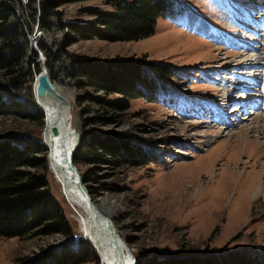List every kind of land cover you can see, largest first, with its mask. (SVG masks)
Wrapping results in <instances>:
<instances>
[{"label":"rangeland","instance_id":"obj_1","mask_svg":"<svg viewBox=\"0 0 264 264\" xmlns=\"http://www.w3.org/2000/svg\"><path fill=\"white\" fill-rule=\"evenodd\" d=\"M43 1L65 2L58 11L67 21L92 22L85 9L114 12L117 0H18L13 6L19 16L16 13L12 27L19 23V33L23 31L28 40L22 67L30 72L32 60L39 63L40 72L47 69L57 91L74 103L70 131L73 127L80 131L81 111L88 105L78 106V99L93 91L78 90L67 78L71 63L60 50L64 33L54 15L46 20L49 27L42 26ZM185 1L187 14L159 20L149 38L115 43L80 40L67 50L93 61L140 60L180 72V79L167 85L170 92L159 103L132 100L123 126L101 128L130 133L152 158L143 167L103 172L100 180L106 190L91 184L94 204L99 209L106 200L110 207L106 218L135 258L156 250L189 253L264 247V0ZM192 16L195 23L190 22ZM201 24L213 29L211 37L199 32ZM32 51L38 55L36 60ZM212 75L219 83L206 77ZM0 94L6 104L23 97L8 86L1 72ZM45 119L44 113L34 120L0 115V136L23 133L43 139ZM253 127L258 128L256 132H251ZM242 131H247L245 140L231 136ZM211 137L216 142L200 149ZM237 140L244 142L235 145ZM49 167L48 162L52 194L75 234L84 238L81 214L65 199ZM77 168L80 173L87 170ZM65 242L62 235L0 237V264H16Z\"/></svg>","mask_w":264,"mask_h":264},{"label":"trees","instance_id":"obj_2","mask_svg":"<svg viewBox=\"0 0 264 264\" xmlns=\"http://www.w3.org/2000/svg\"><path fill=\"white\" fill-rule=\"evenodd\" d=\"M17 1L0 0V72L8 86L23 97L6 104L0 94V115L34 120L36 115L43 113L32 94V85L40 69L39 63L32 60L29 62L30 72H25L22 67L28 40L23 31L19 33V23L12 27V21L17 17L13 9ZM80 1L86 0L68 2ZM63 4L65 2L43 1L40 19L43 27H49L46 20L53 15L58 18L64 33L60 50L71 63L67 78L78 90L93 91V94L86 92L78 99V106L87 104L88 107L81 111L82 140L74 164L87 167L81 175L94 198L91 184L100 185L101 190L108 188L100 180L103 172L115 174L124 168L146 166L152 161L148 151L136 145L130 133H118L116 129L106 132L101 128L123 126L132 100L159 103L170 92L167 85H174L180 79V72L159 63L140 60L93 61L72 55L67 50L80 40L115 43L149 38L155 34L159 20L186 15L187 3L185 0H117L114 12L85 9L84 12L94 18L92 22L65 20L58 11ZM32 32L30 28L29 33ZM38 45L45 52L43 43ZM33 57L38 58L36 52ZM99 93L104 96H96ZM47 154L43 139L34 134L0 136V237L62 235L66 238L64 244L43 250L33 257H24L16 264H101L88 240L75 234L61 203L52 194L47 177ZM136 261L137 264H264V247L189 253L156 250L136 255Z\"/></svg>","mask_w":264,"mask_h":264},{"label":"water","instance_id":"obj_3","mask_svg":"<svg viewBox=\"0 0 264 264\" xmlns=\"http://www.w3.org/2000/svg\"><path fill=\"white\" fill-rule=\"evenodd\" d=\"M15 12L19 16L18 12L17 11H15ZM32 53H33V51H32ZM44 69L45 70H43V71L41 70L42 72H40L38 74L37 85H36V87L33 88L34 89V96H35V103H36L37 107L41 111L43 109L45 112H47V110H50V108H48L47 105H46V107H44V105H42V103L44 101L51 100V101H54L55 104L60 103L65 108H67L68 118L72 119L73 118L72 108L74 107L73 101L69 100V98H67L65 96H62L57 91L56 87L52 83V80L50 78V75H49L47 69L45 67H44ZM53 110H55V108H53ZM57 114H58L59 119H60V124L53 126V122H54L55 118H57ZM57 114L53 115V117H52V114L48 115V113H47L46 124H47V127L49 126L48 130L51 133V136H53V138H54L53 144L56 142V140H61L59 147L62 149V153H64V155H65L64 158H62V161L65 163L60 162L57 164L65 165L67 167L66 173L69 174V176H67L66 173L62 174L64 177V180L66 181L65 185L63 184V191L66 195V199H69L67 197V193H66V191H67L66 187L68 186V184L77 185L79 192L82 194V196L85 198V200L88 203L87 209H85V211L88 210L91 213H95L97 217L102 218L104 220V222L106 223L105 225H106L108 233L105 236L107 237V239L102 240V242H103L102 249H104L103 252L105 254V258L106 259H108L109 257L114 258L120 264H137L136 258L134 256H132V254L129 252V249L127 247L126 242L122 239V237L118 233V230L116 229L113 222L110 219L102 216L99 213V211L97 210V207L94 205V200H93L91 194L89 193L87 187L84 184L83 177H82L79 169L77 168V166L74 164V158H75V156L79 150L80 143L82 140V135H81L80 131H78L76 127H73V131L68 135L70 140L66 142V139H65L66 135H67L66 131H68L70 126L65 123L66 121L62 115V112H57ZM43 144L46 147L45 140H43ZM46 148H48V147H46ZM57 162H59V159ZM49 171L51 172L50 167H49ZM80 229H81V231H83V228H80ZM88 242L95 249L97 256L101 260V263L105 262V260H103L101 253H99L98 249L96 248L97 246L93 243V241L88 240ZM129 256L131 259L130 262L128 261Z\"/></svg>","mask_w":264,"mask_h":264},{"label":"bare ground","instance_id":"obj_4","mask_svg":"<svg viewBox=\"0 0 264 264\" xmlns=\"http://www.w3.org/2000/svg\"><path fill=\"white\" fill-rule=\"evenodd\" d=\"M196 21L197 20H196V18L194 16H192L190 18V22L191 23H195ZM199 32L201 34H203L204 36H206V37H211L213 35V29H211V27L209 25H206V24H201ZM43 70H45V69L43 68L42 71ZM215 76L216 75H212V77H210L209 81L214 82V83L219 81V80L215 79ZM36 85H37V79H36L35 87H36ZM42 105H44V107H46V105H47V107L50 108V110H47V112H45L42 109V111H43V113L45 114V117H46V119H45V130H44V133H43V140H45L46 147H48L47 148L48 155L46 157L47 164H48V162L50 163V165H51L50 169L52 171V174H53V176L55 175L54 178H56L57 182L61 185L62 193L64 194V197L66 199V195H65V193L63 191V184L65 185L66 181L64 180V177H63L62 174L66 173L67 167L65 165L57 164V163L63 162L62 158H64L65 155H64V153H62V149L59 147V144L61 143V140H56V142L53 144L54 138H53V136H51V133L48 130L49 126L47 127L46 122H47V113H48V115L52 114V117H53V115H56L57 112H62V115H63V117H64V119L66 121L65 122L66 124H68L71 119L68 118V112H67L68 110H67V108H65L60 103H56L55 104L54 101L47 100V101H44L42 103ZM53 108H55V110H53ZM242 110H244V108ZM261 122H264V120H261ZM57 124H60V119H59L58 114H57V118H55V120L53 122V126L57 125ZM257 129L258 128L253 127L250 130H251V132H256ZM246 132L242 131L241 133H236V134H233L231 136H237L238 139H241V138H244ZM263 132H264V127H263ZM66 133H67V135H66L65 139H66V142H67L68 139H69L68 135L71 133L70 129H68V131H66ZM244 140H245V138H244ZM244 140H237L234 144L240 146V142L241 141L244 142ZM215 142H216V137H211L205 142V144L203 146H200V149L207 148L208 146L214 144ZM247 143L249 144V142L248 141L246 142V146H247ZM250 144L252 145V143H250ZM58 159H59V162H57ZM63 163H65V162H63ZM66 175L69 176L68 173H66ZM66 189H67V191H66L67 197L69 198V199H66V200L74 208H76L80 212L81 216L79 217V223H80L81 228H83V234L85 235V237L88 240H90V241L92 240L93 243L97 246L96 248L98 249L99 253H101V255L103 257V260H105V262H103V264H120L114 258H111V257H109L108 259L105 258V254L103 252L104 249H102V246H103L102 245L103 244L102 240H106L107 239V237L105 235H107L108 231H107V228H106V225H105L106 223L104 222V220L102 218L97 217L95 213H91L88 210L85 211V209H87L88 203L85 200V198L82 196V194L79 192L77 185L68 184ZM257 195H258V193H256V196ZM102 203H103V205L101 207H99L100 210L98 208H97V210L99 211V213L102 216L108 217L109 216V212H110L109 211L110 207H107V202H106L105 199L102 200ZM94 205L96 206V204H94ZM129 252H130V250H129ZM130 253L132 254V252H130ZM132 256H133V254H132ZM128 261L129 262L131 261L130 256H129Z\"/></svg>","mask_w":264,"mask_h":264}]
</instances>
